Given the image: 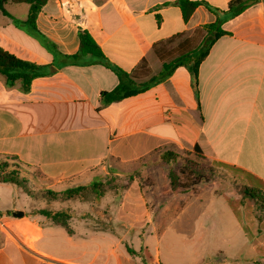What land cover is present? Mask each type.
I'll return each mask as SVG.
<instances>
[{
  "label": "crops",
  "instance_id": "obj_1",
  "mask_svg": "<svg viewBox=\"0 0 264 264\" xmlns=\"http://www.w3.org/2000/svg\"><path fill=\"white\" fill-rule=\"evenodd\" d=\"M175 1L47 0L36 19L37 31L26 24L28 4L9 3L7 14L0 10V47L23 60L59 67L36 78L27 93L20 83L7 88L0 75V160L16 158L27 169L28 187L36 200L47 203L31 209L73 213L69 234L39 213L23 210L25 216L17 218L6 216L10 209L2 211L0 219L7 218L14 236L0 223V264H152L130 243V234L155 229L148 189L133 183L123 194L105 195L101 202L106 206L112 195L120 199L113 198L110 205L113 225L108 228L84 217L93 208L90 204L80 212L68 202H85L48 201L40 192H61L103 181L109 174L148 169L145 165L166 151L192 152L197 147L211 165L237 168L244 184L264 194V0L223 23L227 34L200 64L196 87L189 70L180 66L146 92L100 108L101 93L119 83L116 73L94 62L64 65L63 56L79 51V32L86 30L113 64L137 78L145 62L149 75L144 81L149 80L163 65L155 46L164 49L173 43L167 40L182 34L176 46L188 41L186 49H196L206 35L202 27L217 18L200 5L185 21ZM204 1L226 10L232 0ZM5 185L22 190L0 182ZM203 185L207 191L201 190ZM203 185L192 196L196 202L206 196L229 209L227 200L235 199L230 193H216L217 183ZM183 198L174 203L182 204ZM55 202L61 203L58 209L51 207ZM238 229L247 238L239 221ZM255 232L264 247L262 232Z\"/></svg>",
  "mask_w": 264,
  "mask_h": 264
},
{
  "label": "rangeland",
  "instance_id": "obj_2",
  "mask_svg": "<svg viewBox=\"0 0 264 264\" xmlns=\"http://www.w3.org/2000/svg\"><path fill=\"white\" fill-rule=\"evenodd\" d=\"M201 34L194 36L193 45L199 42ZM178 42L166 44L164 49L162 48L160 53L166 56L164 60H169L177 53L176 45ZM169 51L173 53L168 56L167 53ZM159 59L164 61L161 58ZM147 71L148 74L146 73ZM137 75L138 81H144L149 75V68L146 67V70L140 69ZM176 153L193 158V155H190V151ZM153 159L150 161L151 164L149 166L145 165L148 169L136 168L134 171L124 175L109 174L103 181H100L106 185V188L108 187L105 195L108 193L123 194L130 189L133 183L138 184L136 188L139 190L142 188L148 189L151 198L149 205L151 204L154 225L156 224L155 216H168V209L174 204L177 206L178 203H174V201L183 195L184 198L181 205L184 208L183 210L181 209L182 212L176 214L175 218L167 223L163 231L157 233L155 229L148 230L145 228L135 234H130V243L135 247L138 255L150 261L160 260L162 264H264V247L259 245L260 240L257 239L258 235L255 232V230L262 232L261 237L264 240V211L261 210L259 204L242 196L241 187L244 183L239 176L226 168L224 170L215 166L221 169L219 170L221 174L223 171L225 172V177L223 178L222 175V177L215 178L214 181L209 182L218 184L216 193L222 194L225 191L235 198L230 201L227 200L229 209L226 208V205L222 208L219 201L212 202L211 198H206V196L203 197L202 203L196 202L190 193L180 194L176 199H172L162 205H152L154 199L153 187L169 184L170 173L178 175L179 170L183 166L180 163L169 165L166 162H162L160 154ZM201 162L205 165L211 164L205 160H201ZM24 169L27 170L26 168ZM31 183L34 182L32 181ZM8 187L9 185L0 187V212L7 211V209L12 210L6 213L7 217H13L12 212L16 209L25 210L27 214L37 213L42 209H31L34 205L43 207L47 204L41 199L36 200V195L30 188L31 194L25 193L20 189L15 192L14 190H9ZM202 188L201 190L207 191L209 187L203 185ZM103 197L96 199L92 195L89 196V200L85 203L78 201H70L68 203L72 206L80 207V212L90 204L94 209L92 208L91 211L89 210L90 207H88L84 217L92 219L102 228H108L113 225L110 220V205L115 204L113 198H116L118 203L120 199L118 196L112 195L110 198L112 202H109V206H106L101 202ZM59 205L61 203L55 202L51 204V207L52 209H58ZM65 210H68L73 217L70 209ZM238 221L245 226L247 238H244L243 233L238 229ZM8 222L7 218L6 220L0 219L6 234L11 237L14 236V233L7 224ZM74 222L76 223L75 220Z\"/></svg>",
  "mask_w": 264,
  "mask_h": 264
},
{
  "label": "trees",
  "instance_id": "obj_3",
  "mask_svg": "<svg viewBox=\"0 0 264 264\" xmlns=\"http://www.w3.org/2000/svg\"><path fill=\"white\" fill-rule=\"evenodd\" d=\"M258 1L259 0H232L226 10H221L213 8L204 0H176L174 4L181 9L185 21L190 19L195 9L200 5H205L211 12H213L217 16L216 21L202 27V30L206 32V35L202 44L196 49H186L188 44L187 41L177 46V53L174 56H172L169 60H164L166 56L160 53L162 47L155 46V53L164 61L161 71L147 81L140 82L138 81L135 73L127 72L113 64L105 55L102 48L95 42L86 30H81L79 32V51L74 55L63 56L65 61L64 65L69 63L84 64L94 62L104 65L116 73L119 83L113 90L101 93L100 108L107 107L113 103L121 102L127 98L146 92L151 87L168 79L180 66H185L189 70L193 86L196 87L198 83V71L200 64L209 54V51L214 43L219 38L227 34V32L222 29L223 23L228 19L238 16ZM9 3L28 4L29 14L26 24L37 31L36 19L43 7L46 5L47 0H0V10L7 14L5 6ZM181 36L182 34H179L167 40L166 43L174 42L176 38ZM171 53L173 52L169 51L167 55L169 56ZM144 63L145 62L142 63L140 69L145 67ZM58 68L59 67L55 64L40 65L23 60L0 47V75L5 78L7 88H13L20 83L21 91L27 93L30 91L32 82L36 78L53 74ZM190 155H193V158L188 157V155H181L174 151H166L161 154L162 162H166L169 165L180 163L183 166L179 170L178 175L170 173L169 184L160 187H153L152 192L154 199L152 205L165 204L172 199H176L183 193L195 195L201 184L214 181L215 178H220L222 175L223 178L225 177V172L223 171L221 174V171H219L221 169H218L211 164L205 165L201 162V160H207L197 147L194 151L190 152ZM225 168L235 175L241 173L240 170L233 166L226 165ZM27 173V170H25L24 167L17 162L16 158L7 157L4 160H0V182L15 185L31 194L32 192L27 184ZM241 189L243 197L253 200L255 203L259 204L261 210L264 211V194L262 191L246 184L242 185ZM107 191L108 187L106 188L105 184L101 182H94L90 185L70 188L61 192L44 190L40 192V194H42L43 198H46L48 201L79 200L81 202H87L89 200V196L93 195L97 199L99 197H103ZM149 207L152 209L151 204ZM181 209V204H177V206L174 204L170 207V209H168V216H155V231L157 233L163 231L166 228L167 223L172 221ZM37 213L45 216L53 224L63 226L69 234H73V230L70 226L72 216L68 210L52 211L42 209ZM0 216H2L1 212ZM128 251L130 254L135 253L130 249Z\"/></svg>",
  "mask_w": 264,
  "mask_h": 264
},
{
  "label": "water",
  "instance_id": "obj_4",
  "mask_svg": "<svg viewBox=\"0 0 264 264\" xmlns=\"http://www.w3.org/2000/svg\"><path fill=\"white\" fill-rule=\"evenodd\" d=\"M12 216L17 217V218H22L25 216V212L22 210H15L12 212Z\"/></svg>",
  "mask_w": 264,
  "mask_h": 264
},
{
  "label": "built area",
  "instance_id": "obj_5",
  "mask_svg": "<svg viewBox=\"0 0 264 264\" xmlns=\"http://www.w3.org/2000/svg\"><path fill=\"white\" fill-rule=\"evenodd\" d=\"M152 264H162L161 263V261L160 260H155V261H153V263Z\"/></svg>",
  "mask_w": 264,
  "mask_h": 264
}]
</instances>
